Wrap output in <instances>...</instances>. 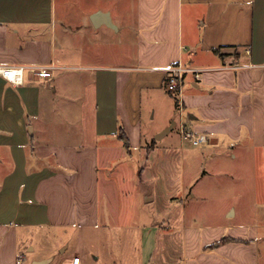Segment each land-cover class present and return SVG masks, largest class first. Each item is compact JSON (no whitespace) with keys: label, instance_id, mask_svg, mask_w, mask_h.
Returning <instances> with one entry per match:
<instances>
[{"label":"crops","instance_id":"obj_1","mask_svg":"<svg viewBox=\"0 0 264 264\" xmlns=\"http://www.w3.org/2000/svg\"><path fill=\"white\" fill-rule=\"evenodd\" d=\"M178 63L202 71L182 113ZM0 66L56 67L0 75V264H264V0H0ZM135 160L153 210L112 211Z\"/></svg>","mask_w":264,"mask_h":264},{"label":"rangeland","instance_id":"obj_2","mask_svg":"<svg viewBox=\"0 0 264 264\" xmlns=\"http://www.w3.org/2000/svg\"><path fill=\"white\" fill-rule=\"evenodd\" d=\"M185 117L187 116L186 113L184 114ZM173 140V143L178 145V143L180 142L179 139V135L178 134H172L168 139H166V142ZM187 143H189L188 141H186ZM206 144V143H205ZM205 144H201L200 146H203ZM192 145V144H191ZM136 158V156H135ZM224 161H222V163L226 164L227 168L229 169V171L232 173H234V179H232L233 181H231V184L234 185L236 187V182L237 181H241V179H239L237 177L238 172L240 169H242L243 167L247 170V177H246V185H247V192H249L248 190H250V185L252 184L253 181V172L251 169V164H249V161H244V162H240V161H232L230 158H226L223 159ZM137 160H135V171L136 173L133 175V172L131 169H129V171L126 173L125 175V180L123 182H118L117 184H103V194H104V199L107 200L105 202H107V206H109V208L112 211L115 212H120V211H128L130 213H139L141 212L142 214L146 211L149 210H153V207H146V205H144V199H143V195L145 194V191H148L149 184H139V179L140 175L142 174V170L141 168H138L139 163L136 162ZM243 164V165H240ZM257 168L259 169V176H256V182L261 186L262 189V195H264V155L262 156L261 160L258 159L257 163ZM223 175L226 176V174H224L222 171L217 172L216 177H212L217 181V177L218 179H222ZM241 175V174H240ZM227 177V176H226ZM210 178V177H209ZM209 178H205V180L201 181L199 183V186H197L195 188V190H193V192H198L199 188H202V186L205 185L207 179ZM211 178V179H212ZM170 179V178H168ZM252 189V186H251ZM256 191L257 194L260 193V190L258 189V186L256 187ZM253 202H246L245 203V207L244 209H241L242 214L240 215V217H244V219L246 221H248L249 219V214L251 213V211H254L253 207ZM221 207L222 204H219ZM217 204H211V206H209V209L211 211H217ZM199 208L202 210H206L207 209V205L205 204H199ZM244 213V214H243ZM253 213V212H252Z\"/></svg>","mask_w":264,"mask_h":264},{"label":"built area","instance_id":"obj_3","mask_svg":"<svg viewBox=\"0 0 264 264\" xmlns=\"http://www.w3.org/2000/svg\"><path fill=\"white\" fill-rule=\"evenodd\" d=\"M248 52H250L248 50ZM230 68V67H229ZM55 66H0V75L15 86H20L24 83L26 71L38 78L48 79L52 78ZM166 77L164 87L166 91L175 99L177 106L182 113L184 111L183 88L185 86L186 78L188 75H193L196 80L201 79L202 71L199 69L191 68L182 63H178L165 70ZM182 137L193 146H200L209 141L205 134H198L193 131L186 130L184 125L180 128ZM73 264H80V258H75Z\"/></svg>","mask_w":264,"mask_h":264},{"label":"water","instance_id":"obj_4","mask_svg":"<svg viewBox=\"0 0 264 264\" xmlns=\"http://www.w3.org/2000/svg\"><path fill=\"white\" fill-rule=\"evenodd\" d=\"M168 131H166L165 133H167ZM165 135H167V134H159L158 136H157V140H161Z\"/></svg>","mask_w":264,"mask_h":264}]
</instances>
